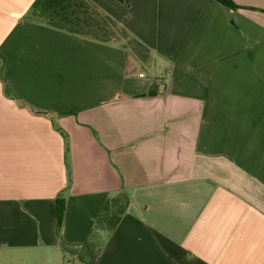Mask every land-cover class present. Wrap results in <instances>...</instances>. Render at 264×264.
I'll return each instance as SVG.
<instances>
[{
    "label": "crops",
    "instance_id": "1",
    "mask_svg": "<svg viewBox=\"0 0 264 264\" xmlns=\"http://www.w3.org/2000/svg\"><path fill=\"white\" fill-rule=\"evenodd\" d=\"M89 1L150 50L131 74L0 0V254L82 264L126 194L95 264H264V0Z\"/></svg>",
    "mask_w": 264,
    "mask_h": 264
},
{
    "label": "trees",
    "instance_id": "2",
    "mask_svg": "<svg viewBox=\"0 0 264 264\" xmlns=\"http://www.w3.org/2000/svg\"><path fill=\"white\" fill-rule=\"evenodd\" d=\"M118 1L123 2L124 0ZM214 1L228 10L235 11L241 8L234 0ZM30 15L56 29L102 42H110L114 39L122 42L121 36L118 34L119 31L122 32L134 48L133 51L127 50L126 53L128 74H131L135 67V56L146 59L150 55V50L146 46L131 36L111 17L101 13L89 0H35L30 9ZM124 46L126 49H130L129 44H124ZM129 201L128 195L120 194L105 202L91 232L90 239L83 247L84 251L80 259L82 264H95L103 248L102 242L99 240L100 232L102 230L110 234L114 232L127 211ZM56 204L59 230L63 222L65 200L58 198Z\"/></svg>",
    "mask_w": 264,
    "mask_h": 264
},
{
    "label": "rangeland",
    "instance_id": "3",
    "mask_svg": "<svg viewBox=\"0 0 264 264\" xmlns=\"http://www.w3.org/2000/svg\"><path fill=\"white\" fill-rule=\"evenodd\" d=\"M121 36L122 43L129 44L130 50H134L130 40L125 37L122 32H118ZM99 241V240H98ZM53 254L49 253H21L16 252L14 256H2L0 254V264H49V260H54ZM55 261V260H54Z\"/></svg>",
    "mask_w": 264,
    "mask_h": 264
},
{
    "label": "built area",
    "instance_id": "4",
    "mask_svg": "<svg viewBox=\"0 0 264 264\" xmlns=\"http://www.w3.org/2000/svg\"><path fill=\"white\" fill-rule=\"evenodd\" d=\"M141 77H143V74H141Z\"/></svg>",
    "mask_w": 264,
    "mask_h": 264
}]
</instances>
